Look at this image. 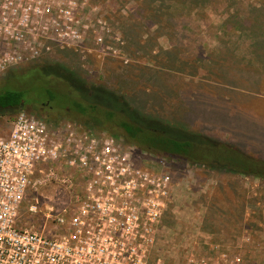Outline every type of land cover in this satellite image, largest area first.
Masks as SVG:
<instances>
[{"label": "built area", "instance_id": "2783aa9c", "mask_svg": "<svg viewBox=\"0 0 264 264\" xmlns=\"http://www.w3.org/2000/svg\"><path fill=\"white\" fill-rule=\"evenodd\" d=\"M79 5L0 0V78L81 48L89 25ZM174 184L167 158L22 112L0 137V264H169L152 254ZM206 245L209 257L193 249L185 264L245 262L240 251Z\"/></svg>", "mask_w": 264, "mask_h": 264}, {"label": "trees", "instance_id": "16d2710c", "mask_svg": "<svg viewBox=\"0 0 264 264\" xmlns=\"http://www.w3.org/2000/svg\"><path fill=\"white\" fill-rule=\"evenodd\" d=\"M124 1L134 7L122 15L121 40L136 63L145 60L139 69L130 67L141 77L148 75L147 84L136 82L129 86L132 91L127 84L126 90L122 84H96L60 63L36 66L23 75L16 67L0 91V117L47 105L50 112L122 137L141 151L215 174L264 180L258 144L264 141V116L251 107L264 103V0ZM161 38L168 40V48L160 45ZM174 75L179 87L170 88L166 83ZM50 76L66 90L41 86L42 78ZM214 121L232 135H244L251 145L214 135L207 126ZM246 125L257 133L247 134L242 130Z\"/></svg>", "mask_w": 264, "mask_h": 264}, {"label": "rangeland", "instance_id": "374dc122", "mask_svg": "<svg viewBox=\"0 0 264 264\" xmlns=\"http://www.w3.org/2000/svg\"><path fill=\"white\" fill-rule=\"evenodd\" d=\"M133 7L134 3H127L124 0H85V5L78 6V13L83 12L89 25L81 48L56 50L31 64L20 66L17 72L23 75L36 66L60 63L96 84L108 83L115 87L122 84L125 90L126 84L129 90L132 89L129 86L136 82L147 84L149 76L141 77L136 68L130 67V64H133L139 69V66L145 64V60L140 59V62L136 63L137 57L131 58L128 44L121 40L122 34L119 30L122 15L127 16ZM212 20L218 22L220 19L212 16ZM159 43L163 48L170 46L165 38L159 39ZM7 74L8 72L0 78V91L7 85ZM183 82L189 84L190 79ZM166 84L170 88L179 87V79L174 75ZM40 85L55 90H66L65 84L52 76L43 77ZM186 87V90H196L194 87ZM35 95L38 96L39 93ZM262 103L261 101L258 105L252 104L251 107L254 112L258 108V113L264 116ZM46 107L47 105L34 109L29 105L14 116L0 117V137L9 133L13 121L22 112L45 120L51 126L83 127L98 135L112 136L91 124L68 119L58 112H50ZM172 111L171 109L169 112ZM169 116L170 114H166L165 117ZM220 118L226 122L225 117ZM245 121L250 120L243 121L247 123ZM196 122L201 128L206 127L205 121ZM213 123V126L210 124L207 126L214 135L224 140L251 145V141L244 135L240 133L232 135L228 129L216 124L218 122ZM242 130L247 134H251V131L257 133V128L253 129L251 125V131L247 125ZM114 138L126 143L122 137ZM258 144L261 146L259 150L264 153V141ZM167 162L175 183L173 202L165 219L166 227L159 232V241L152 259L160 255L169 264H185L186 256L193 249L209 257L212 251L206 244L215 242L233 251H240L245 258L243 264H258L257 262L264 260V180L215 174L205 171L198 165L175 159H167Z\"/></svg>", "mask_w": 264, "mask_h": 264}]
</instances>
